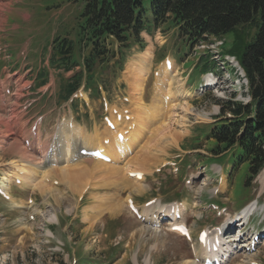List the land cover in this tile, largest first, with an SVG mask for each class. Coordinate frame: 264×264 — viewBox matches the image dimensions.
Segmentation results:
<instances>
[{"label": "rangeland", "instance_id": "rangeland-1", "mask_svg": "<svg viewBox=\"0 0 264 264\" xmlns=\"http://www.w3.org/2000/svg\"><path fill=\"white\" fill-rule=\"evenodd\" d=\"M79 8L69 0H0V115H3L0 136L8 135L5 143L0 139L3 145L0 146V186L5 187V194L13 196L7 200L0 195V264H203L196 234L201 228L217 225L227 227L229 240L234 242L230 256L222 264H264V235L256 237L254 247L249 250L245 247L253 236L252 226L258 232L264 230L261 172L253 181L248 180L245 187L246 168L238 169L230 177L226 172L230 165L224 156L215 158L210 153L214 141L204 137L210 126L223 117L220 101L249 99L239 63L222 61L220 57L222 48L229 42L225 40L224 45H219L223 38H208L190 47L180 40L169 22L143 30L139 35L140 49L145 52L151 48L153 54L143 81L141 109L143 118L152 124L143 129L136 142L131 138L128 143L116 145L112 141L109 144L104 115H111V107L129 108L132 116L138 109L126 69L139 51L136 47L124 51L115 60L118 65L114 73L105 75L107 86L101 94L108 100L109 111L103 108L98 96L88 97L85 92L73 105L62 100L57 96L58 89L62 78L71 71L64 73L47 67L49 44L57 35L71 32L72 37ZM230 35H225L226 39ZM167 54L175 58L178 77L191 68L188 85L178 81L177 76L171 84L165 83V86H182L179 88L191 93L186 98L191 110L182 122L175 117L171 127L180 133L175 142L168 135H163L160 141L154 139L165 115L154 114L151 107L157 90L153 72L158 70L162 75L158 62ZM44 67L47 80L41 83L39 73ZM206 70L212 72L216 85H205L202 73ZM168 108L163 110L165 114ZM225 115L230 116L227 111ZM70 125L78 128L77 135H71ZM12 139L21 141L31 156L28 163L22 164V156L13 148L15 140ZM84 139L91 143L99 141L111 151L113 160L106 161L105 165L119 168L124 177L139 178L134 173L126 175L127 166L139 170L140 179L143 177L141 186H125L116 175L103 170L100 174L96 170L97 159L91 156L74 151L68 162L58 158V144L70 143L72 150L74 142L81 146ZM127 144L129 151L125 153ZM52 149L56 150L58 160L52 161L48 156ZM63 166L70 173H74V168L75 171L87 168L93 173H87L85 179L70 180L71 187L67 173L61 178L60 173H65L61 170ZM17 175L23 179L20 184L14 183ZM129 195L139 208L140 217L124 203ZM28 197L34 202L29 203ZM119 199L122 205L112 214ZM149 200L154 202L146 206L144 202ZM251 200H257L258 206L249 221H233L240 207ZM176 201L185 206L179 222L189 226L192 242L171 232L167 220L157 222V217L154 220L162 206ZM210 203L217 204V208ZM85 213L87 221L83 220ZM54 216L56 219H52ZM239 224H242L241 236L237 241L234 239ZM193 247L197 248L196 253Z\"/></svg>", "mask_w": 264, "mask_h": 264}, {"label": "trees", "instance_id": "trees-1", "mask_svg": "<svg viewBox=\"0 0 264 264\" xmlns=\"http://www.w3.org/2000/svg\"><path fill=\"white\" fill-rule=\"evenodd\" d=\"M71 1L80 6L74 34L51 42L49 65L72 72L62 78L58 97L65 101L82 82L97 92V83L111 70L107 63L128 41L141 42L145 27L169 22L190 46L223 38L229 42L224 54L234 56L245 73L250 100L220 101L223 117L205 137L214 141L211 154L226 151L232 171L246 168V182L259 173L264 166V0ZM39 78L47 80L45 68Z\"/></svg>", "mask_w": 264, "mask_h": 264}, {"label": "bare ground", "instance_id": "bare-ground-1", "mask_svg": "<svg viewBox=\"0 0 264 264\" xmlns=\"http://www.w3.org/2000/svg\"><path fill=\"white\" fill-rule=\"evenodd\" d=\"M151 48H148L145 52L139 53V55L136 56L135 59H133L131 62H128V66H127V73L129 72V78H130V83H131V88H132V95L133 98L135 99L134 103H135V108L137 111L135 112V114H133L134 116L132 117L134 121L130 122V123H126L125 121H120L117 122L116 120H113V124L115 127V130H106V132L108 133L109 139H108V143L110 144L112 141L115 142L116 145H120L121 143L127 142L129 139L133 138L132 141L136 142L139 140L140 136L144 133L145 130H143L145 127L148 128V126H150L152 123L148 121V119L143 118L144 117V113H143V105H142V89H143V81H145L146 79V75L149 69V64H150V60H151V56H152V51L150 50ZM150 50V51H149ZM175 66V65H174ZM162 71L163 74L162 76H160L158 74L157 77V82H155L156 88L157 90H155V94L153 95V102L151 107L153 108L152 112L156 115H165L164 119H163V123L160 129V131H156V133L154 134V139L156 140L158 138V140H162L163 135H168L169 136V140H172V142L177 141L178 139V133H175V131L172 130V126L174 124V119L175 117H178V120L182 122L183 118L186 116L187 113H189V111L191 110V107L188 104L187 101V97H190L191 93L185 89V88H179V87H174L171 85H166L165 83L169 82L170 84L172 83V81H174L175 77L177 76L176 71L173 69V62L170 58H168V66H166L165 62H163V66H162ZM126 73V74H127ZM206 82L208 83L207 85H210L211 82L214 80L212 77H210L209 75H207L205 77ZM178 81L181 80L180 77H178L177 79ZM181 84V83H180ZM129 86V85H128ZM132 98V99H133ZM145 106V105H144ZM150 106V105H149ZM142 107V109H141ZM159 108V110L162 108V112H160L159 110H157L156 108ZM169 107V108H168ZM165 108H168V113L165 114L163 112V110H165ZM181 110V111H180ZM145 112V111H144ZM179 112V113H178ZM151 113V112H150ZM3 115H0V119L2 118ZM163 117V116H162ZM112 118L114 119L115 117L112 116ZM152 119V118H151ZM176 120V119H175ZM1 122V120H0ZM180 122V123H181ZM176 123V122H175ZM126 124L125 128H123V126ZM130 126V127H129ZM177 126V125H176ZM178 126H180L178 124ZM176 128V127H175ZM126 129V131H125ZM183 130V128H181ZM69 131L71 132V135H77V133H79L78 128L73 127V125H70ZM149 131V130H148ZM4 132V131H3ZM121 132L123 134V141L117 139V134ZM155 132V131H154ZM2 133V132H1ZM125 133V134H124ZM181 133H184L183 131ZM180 135V133H179ZM114 137V139H112L111 137ZM153 136V135H152ZM62 137V136H61ZM60 137V138H61ZM149 137V136H148ZM14 138V137H13ZM167 138V136H166ZM0 139L2 140V143H5L8 139V135L4 134L0 136ZM153 139V138H152ZM15 140L14 144H13V148L16 150V153H20L22 156V164H26L28 163L27 159H30L31 156H29L27 154L26 149L24 148V146L16 139H12ZM68 140V139H67ZM78 140V139H77ZM76 140V141H77ZM85 141L82 143V145H78L76 142H74L73 144V148L72 150L69 149V146L71 147V145H69L68 143L63 144L60 143L58 144L56 147L58 149V152L60 153L59 155V159H63L64 161L66 160L67 162L70 160V158H72L70 155L73 154L74 151H76L79 155H81L82 153L80 152L81 150H85L86 152H92V151H97L99 153V155L103 156V157H108L110 159V161L113 160V156H111V151H108L105 146L99 142V141H94L96 142L94 144L91 143V140H87L84 139ZM148 140V139H147ZM62 141V140H60ZM1 142V141H0ZM69 142V141H68ZM171 142V141H170ZM79 143V142H78ZM128 143V142H127ZM158 143V142H157ZM0 146H3L2 144H0ZM115 146V145H114ZM76 149V150H75ZM103 150H105V154L103 153ZM110 150V149H109ZM125 153L127 151H129V146L127 144L126 148L123 150ZM138 151V150H137ZM47 153V152H46ZM123 153V154H125ZM138 153V152H137ZM136 153V154H137ZM49 157L52 159V161H54L55 159L58 160V158H55V154H56V150L52 149V151L50 153H48ZM121 154V155H123ZM139 154V153H138ZM120 155V156H121ZM87 157V156H86ZM92 158V157H91ZM91 158H89L91 160ZM119 159V158H118ZM141 159V158H139ZM115 160V159H114ZM117 160V159H116ZM105 161L103 158L98 157L97 160L95 162H97L96 166V170L97 172H99L101 174V171H105L108 172L109 174H113L116 175V179L122 181V184H124L125 186L127 185L128 187H140L141 183H142V178L141 177V173L139 170H136L134 168H130L127 166V168L125 169L126 175H130L131 173H134L135 175L138 174L137 179H130L127 177H124L125 175L121 174V171L119 168L116 167H111L108 165H105ZM16 161L11 160V163H15ZM100 166H106L105 168H100ZM23 169V167H21ZM93 168V167H92ZM67 168L65 166L62 167V171L65 173H60L61 174V178H65L63 175L67 173L66 177L68 176V180L70 181H77L80 179H85V175L91 171H87L85 169L84 170H76V168L73 169L74 173H70L65 171ZM95 169V167H94ZM101 169V170H100ZM53 170V169H51ZM28 171V170H27ZM4 172V171H3ZM18 172V171H17ZM20 172V171H19ZM21 173V172H20ZM69 173V174H68ZM93 173V172H91ZM107 173V174H108ZM50 174V172L48 173ZM52 174V173H51ZM90 174V173H89ZM97 174V173H96ZM104 174V173H103ZM125 174V173H124ZM21 175V174H20ZM20 175H17L16 180H19L21 183L23 181V179L21 178ZM15 176V175H14ZM100 176V175H99ZM92 178V177H91ZM90 178V179H91ZM93 179V178H92ZM109 179V178H108ZM140 179V180H139ZM259 179L262 183H264V168L261 171V174L259 176ZM14 181V180H13ZM70 181V186L73 187L72 182ZM84 181V180H83ZM26 182V181H25ZM24 182V184H25ZM120 183V182H119ZM11 184V183H10ZM9 184V185H10ZM42 184V183H41ZM81 185V184H80ZM75 186V184H74ZM85 186V185H84ZM114 186V185H113ZM123 186V185H122ZM263 186V185H262ZM41 187V186H40ZM39 187V188H40ZM43 187H47L46 184L43 185ZM81 187V186H80ZM121 189V188H120ZM3 190L5 191V187L3 186ZM43 190V189H42ZM52 190V189H51ZM124 190V188H123ZM128 190V189H127ZM41 191V189H40ZM50 191V190H49ZM129 191V190H128ZM138 191H140L138 189ZM80 193V192H79ZM9 199L12 200L13 196L9 195ZM129 199H132V196L129 195L127 196V198L125 199V204H127V201ZM15 200V199H14ZM13 200V201H14ZM112 202V201H111ZM118 202V201H117ZM122 205V200L119 199V202L117 203V205L114 206L113 212H111L112 214L119 210L118 208ZM152 205V204H151ZM163 207V206H162ZM255 207V201L248 203L246 206H244L237 214H236V218H238V220H242L246 221L247 217L249 215V213L254 209ZM150 208V207H148ZM110 209V208H109ZM185 209V208H184ZM150 211V210H149ZM177 212H179L180 214H182L183 212V208H179L177 209ZM104 213V212H103ZM110 213V212H109ZM117 213V212H116ZM148 214V213H147ZM150 215V214H149ZM52 219H56V216L52 217ZM88 219V215L85 213V215L83 216V220L87 221ZM174 219V218H172ZM156 220H159V217L157 216ZM161 220V219H160ZM237 220V221H238ZM236 221V223H237ZM155 222V221H152ZM228 223V222H227ZM234 223V222H233ZM242 225V224H241ZM170 231H171V225L169 227ZM172 232V231H171ZM175 233H177L179 236L180 234L178 232L175 231ZM190 237L191 233H190ZM229 240V239H228ZM233 241V240H232ZM233 243V242H232ZM250 243V242H249ZM232 244L227 243L226 241H223V237L221 238V243L219 244V249L213 253L214 256L217 255H221V252H223L224 254H227L229 252V254H231L230 250ZM196 248V247H195ZM197 250V248H196ZM195 250V251H196ZM219 250L221 251L219 253ZM202 252L204 254H207V250L206 248L202 249ZM202 253V254H203ZM199 255V254H198ZM196 256V255H195ZM209 257V255H208ZM229 261V260H228ZM251 262V261H250ZM197 263V262H196ZM247 263V262H246ZM254 263V262H253ZM225 264V263H224ZM250 264V263H249Z\"/></svg>", "mask_w": 264, "mask_h": 264}]
</instances>
